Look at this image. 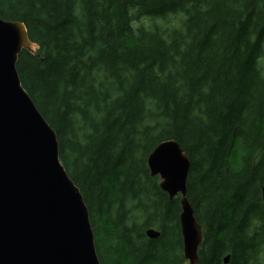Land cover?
Instances as JSON below:
<instances>
[{"label": "trees", "instance_id": "obj_1", "mask_svg": "<svg viewBox=\"0 0 264 264\" xmlns=\"http://www.w3.org/2000/svg\"><path fill=\"white\" fill-rule=\"evenodd\" d=\"M0 17L37 44L17 72L100 264H187L179 196L146 164L167 139L190 161L196 264H264V0H0Z\"/></svg>", "mask_w": 264, "mask_h": 264}, {"label": "water", "instance_id": "obj_2", "mask_svg": "<svg viewBox=\"0 0 264 264\" xmlns=\"http://www.w3.org/2000/svg\"><path fill=\"white\" fill-rule=\"evenodd\" d=\"M23 49H37L24 23L0 17V264H100L83 195L60 161L55 131L19 78ZM146 164L169 199L179 196L183 257L196 264L202 229L186 195L189 158L167 139ZM145 235L154 239L159 231L149 227Z\"/></svg>", "mask_w": 264, "mask_h": 264}, {"label": "rangeland", "instance_id": "obj_3", "mask_svg": "<svg viewBox=\"0 0 264 264\" xmlns=\"http://www.w3.org/2000/svg\"><path fill=\"white\" fill-rule=\"evenodd\" d=\"M159 178V177H158Z\"/></svg>", "mask_w": 264, "mask_h": 264}]
</instances>
